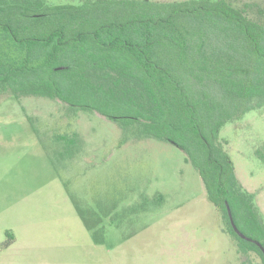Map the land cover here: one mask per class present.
<instances>
[{
  "label": "trees",
  "instance_id": "1",
  "mask_svg": "<svg viewBox=\"0 0 264 264\" xmlns=\"http://www.w3.org/2000/svg\"><path fill=\"white\" fill-rule=\"evenodd\" d=\"M78 1L0 0V98L59 100L175 145L199 173L238 252L264 264L254 242L264 248L263 212L220 135L264 109V2ZM54 141L65 156L80 138ZM46 151L57 164L53 148ZM229 208L253 241L235 232Z\"/></svg>",
  "mask_w": 264,
  "mask_h": 264
},
{
  "label": "rangeland",
  "instance_id": "2",
  "mask_svg": "<svg viewBox=\"0 0 264 264\" xmlns=\"http://www.w3.org/2000/svg\"><path fill=\"white\" fill-rule=\"evenodd\" d=\"M75 133L62 156L55 137ZM220 135L264 215V109ZM244 263L263 264L238 252L181 149L59 100L0 98V264Z\"/></svg>",
  "mask_w": 264,
  "mask_h": 264
},
{
  "label": "water",
  "instance_id": "3",
  "mask_svg": "<svg viewBox=\"0 0 264 264\" xmlns=\"http://www.w3.org/2000/svg\"><path fill=\"white\" fill-rule=\"evenodd\" d=\"M228 214H229V218L231 220V224L233 226V229L235 230V232L242 238V239H245V240H248V241H253L252 239L246 237L243 233L240 232V230L237 228V226L235 225L234 223V220H233V217H232V213H231V210L230 208L228 209ZM262 250L263 254H264V248L262 247V245L257 242V241H254Z\"/></svg>",
  "mask_w": 264,
  "mask_h": 264
}]
</instances>
